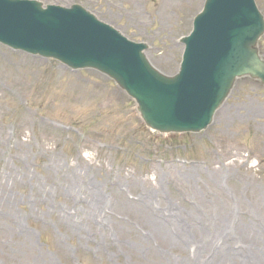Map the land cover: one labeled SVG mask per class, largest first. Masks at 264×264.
Listing matches in <instances>:
<instances>
[{
    "label": "rangeland",
    "instance_id": "1",
    "mask_svg": "<svg viewBox=\"0 0 264 264\" xmlns=\"http://www.w3.org/2000/svg\"><path fill=\"white\" fill-rule=\"evenodd\" d=\"M33 1L82 7L171 77L206 0ZM0 264H264V86L238 79L172 141L101 73L0 44Z\"/></svg>",
    "mask_w": 264,
    "mask_h": 264
},
{
    "label": "water",
    "instance_id": "2",
    "mask_svg": "<svg viewBox=\"0 0 264 264\" xmlns=\"http://www.w3.org/2000/svg\"><path fill=\"white\" fill-rule=\"evenodd\" d=\"M263 34L254 0H206L183 40L180 72L166 77L146 59V45L128 41L80 6L44 9L36 1L0 0L1 44L108 76L136 102L146 126L161 134L206 130L238 78L264 85L256 48Z\"/></svg>",
    "mask_w": 264,
    "mask_h": 264
},
{
    "label": "bare ground",
    "instance_id": "3",
    "mask_svg": "<svg viewBox=\"0 0 264 264\" xmlns=\"http://www.w3.org/2000/svg\"><path fill=\"white\" fill-rule=\"evenodd\" d=\"M108 1V0H107ZM120 0H110V5L113 6L114 8H116V4L119 2Z\"/></svg>",
    "mask_w": 264,
    "mask_h": 264
},
{
    "label": "trees",
    "instance_id": "4",
    "mask_svg": "<svg viewBox=\"0 0 264 264\" xmlns=\"http://www.w3.org/2000/svg\"><path fill=\"white\" fill-rule=\"evenodd\" d=\"M179 136H176V135H172L170 136V139L173 141V140H177Z\"/></svg>",
    "mask_w": 264,
    "mask_h": 264
}]
</instances>
